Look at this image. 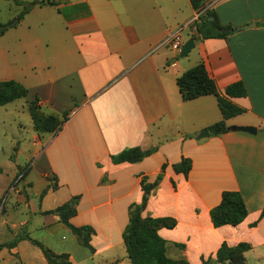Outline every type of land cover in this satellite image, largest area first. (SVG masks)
I'll return each mask as SVG.
<instances>
[{
	"label": "crops",
	"instance_id": "crops-1",
	"mask_svg": "<svg viewBox=\"0 0 264 264\" xmlns=\"http://www.w3.org/2000/svg\"><path fill=\"white\" fill-rule=\"evenodd\" d=\"M19 1L45 4L31 8L0 36V82L23 87L25 100L35 101L58 123L41 133L31 155L41 167L26 179L27 191L40 205L31 208L20 192L15 202H24L50 228L63 225L56 208L76 197L69 222L91 227L93 251L86 249L91 256L104 255L113 247L125 251L122 233L129 217L119 225L117 216L140 202L141 182L153 183L160 175L141 217L174 221L173 227L158 229L172 258L231 264L219 262L217 252L222 245L242 243L248 247L244 264H264V0H205L198 9L190 0ZM15 5L12 19L22 10ZM206 9L222 26L243 28L225 38L202 39L195 22ZM180 26L184 42L199 38L184 57L164 43ZM198 63L220 96L238 82L246 91L230 98L243 113L226 120L228 129L218 136L207 129L222 119L216 97L184 101L176 83ZM205 129L209 135L197 139ZM133 147L152 153L139 162L112 163V156ZM183 158L191 161L186 176L172 167ZM223 192L240 195L246 216L235 226L214 227L211 210ZM13 222L10 234L28 221ZM12 236L9 242L0 239V245L14 243L0 264H48L30 240L16 232ZM125 259L126 254L101 261L122 264Z\"/></svg>",
	"mask_w": 264,
	"mask_h": 264
},
{
	"label": "trees",
	"instance_id": "trees-1",
	"mask_svg": "<svg viewBox=\"0 0 264 264\" xmlns=\"http://www.w3.org/2000/svg\"><path fill=\"white\" fill-rule=\"evenodd\" d=\"M15 4L21 5L22 10L17 16L8 21L7 23H0V36L3 35L7 30L13 28L27 13L31 8L36 5H43L45 2L34 1V2H21L19 0H12ZM192 5L198 8H204L206 3L205 0H190ZM52 4V2H51ZM212 17V20L208 18ZM224 29H231L230 26H222L215 13L212 10L206 9L203 14L198 17L195 22V30L198 36L202 39L209 38H225L229 32L224 31ZM179 93L184 101L192 100L200 96L213 95L217 99V104L222 115V119L207 129L213 136H218L225 133L228 129L226 126V120L243 113V109L236 106L231 102L230 98L242 97L245 95L246 91L241 82L229 85L225 90V96H220L215 88L214 82L208 76L207 71L203 63H198L192 68L183 72L176 80ZM14 85L19 86L17 83L10 82H0V85ZM24 92L26 91L21 87ZM8 101L0 102V106ZM32 101L30 104H35ZM36 107V105H35ZM36 110L38 108L36 107ZM35 114V113H34ZM32 114V118H34ZM51 120L55 121V125L52 128H44V131H52L56 128V123L58 120L50 115H48ZM152 153V150H141L139 147H133L130 149L123 150L116 156L111 157L112 163H135L141 161L143 158L147 157ZM173 170L176 173H182L187 175L191 169L190 159L183 158L177 164H174ZM160 179V175L157 176V180L153 183L141 182L142 196L139 203L131 204L129 206V221L125 226L122 233L123 244L127 254V258L130 260L131 264H144L142 254L146 253L147 245L152 248L150 250L153 255V264H188L185 260H175L170 261L164 258V249L166 241L162 239L158 234V229L161 227H173L174 221L168 218H142L141 212L145 208L148 200V194L155 187L157 181ZM46 190L41 194L44 195ZM77 203V198L73 197L70 201L63 203L56 208L58 212L59 222L65 225L71 233L75 236L77 243L90 251L93 248L90 245V237L93 233V229L89 226L76 227L69 222V219L76 214L75 205ZM47 214L51 212H46ZM246 216V209L244 203L237 192H223L221 194L220 203L211 210V220L214 227H220L223 225L235 226L239 224ZM34 245H36L44 259L48 264H71L69 261V255L67 253L56 254L48 247H45L39 242L29 239ZM14 243L1 244L2 247H13ZM182 248V246H180ZM247 245L238 244L233 248H228L225 245L217 252V259L219 262L225 260H230L231 264H244L243 253L247 249Z\"/></svg>",
	"mask_w": 264,
	"mask_h": 264
},
{
	"label": "rangeland",
	"instance_id": "rangeland-1",
	"mask_svg": "<svg viewBox=\"0 0 264 264\" xmlns=\"http://www.w3.org/2000/svg\"><path fill=\"white\" fill-rule=\"evenodd\" d=\"M17 10L18 7L12 0H0V23L4 24L10 21ZM8 42V38L2 39L1 45L4 46ZM3 101L8 102L0 106V228L5 225L2 226L1 222L6 220V230L3 231L2 236L0 235V239L9 242L14 239L12 236L14 232L23 238L28 237L27 234L30 233L32 237H28L29 239L41 243L53 252L63 249L70 253L73 264H104L101 259L105 260L110 256L121 258L126 253L123 248L119 247H113L104 255L91 256L88 250L79 245L75 239L74 241L70 240V233L65 231L64 225L45 228L42 218L30 213L31 208L38 207L40 202L37 196H33L32 191H27L26 179L33 176L41 167L39 162H36L37 158L31 155L38 144L37 141H41L42 129L52 128L55 121L41 111H37L35 104H29L25 100L23 89L19 86L0 85V102ZM32 114H34L35 120L32 118ZM16 192L28 197L31 201L30 209L25 206L24 202H15ZM128 215V212L123 210L122 214L117 216L119 225L127 222ZM23 219L28 221L26 226L22 229L18 228L10 234L9 230H12V227L9 225L14 223V220L21 221ZM10 248H0V257L8 259ZM151 249L147 245L146 253L142 254L144 264H153ZM41 256H43L42 253ZM164 258L170 261L176 260L172 258L168 244H165ZM122 264H131V262L125 259Z\"/></svg>",
	"mask_w": 264,
	"mask_h": 264
},
{
	"label": "water",
	"instance_id": "water-1",
	"mask_svg": "<svg viewBox=\"0 0 264 264\" xmlns=\"http://www.w3.org/2000/svg\"><path fill=\"white\" fill-rule=\"evenodd\" d=\"M209 20H212L213 18L212 17H209L208 18ZM243 27H238V28H234V29H224V31H228V32H235L239 29H241ZM199 40V38H190L188 40H186L182 47H181V51H180V54L179 56L180 57H184L188 54V52L194 48L195 46V43ZM231 130H234V131H243V132H249V133H255L256 132V129L254 127H240V126H232L231 128H229ZM264 131V130H262ZM209 134H208V131L205 129L201 132V134L197 137V139H201L203 137H207ZM58 213V212H56Z\"/></svg>",
	"mask_w": 264,
	"mask_h": 264
},
{
	"label": "built area",
	"instance_id": "built-area-1",
	"mask_svg": "<svg viewBox=\"0 0 264 264\" xmlns=\"http://www.w3.org/2000/svg\"><path fill=\"white\" fill-rule=\"evenodd\" d=\"M183 28L184 26H180L176 30L172 31L164 42L169 45L170 49H172L173 51H176L177 53H180L181 47L184 43V40L182 37Z\"/></svg>",
	"mask_w": 264,
	"mask_h": 264
}]
</instances>
